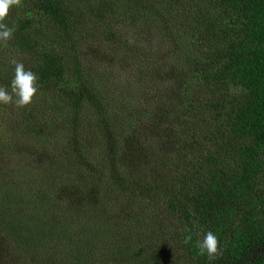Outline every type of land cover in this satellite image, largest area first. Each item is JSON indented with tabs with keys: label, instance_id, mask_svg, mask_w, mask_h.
<instances>
[{
	"label": "trees",
	"instance_id": "16d2710c",
	"mask_svg": "<svg viewBox=\"0 0 264 264\" xmlns=\"http://www.w3.org/2000/svg\"><path fill=\"white\" fill-rule=\"evenodd\" d=\"M5 23L0 86L16 60L39 87L0 104V264H264V0H20Z\"/></svg>",
	"mask_w": 264,
	"mask_h": 264
},
{
	"label": "clouds",
	"instance_id": "9594fccd",
	"mask_svg": "<svg viewBox=\"0 0 264 264\" xmlns=\"http://www.w3.org/2000/svg\"><path fill=\"white\" fill-rule=\"evenodd\" d=\"M20 0H0V42H7L13 37L14 26L5 23L10 8L18 5ZM14 64V77L11 80V91L6 87L0 86V104L8 105L14 103L17 107H24L31 103L33 96L38 91V77L31 71L26 70L23 63L16 60L11 61ZM191 240V236L186 237L185 242ZM219 240L217 235L208 231L203 239L197 241L196 246L199 249V255L207 254L209 259H214L218 254Z\"/></svg>",
	"mask_w": 264,
	"mask_h": 264
},
{
	"label": "rangeland",
	"instance_id": "374dc122",
	"mask_svg": "<svg viewBox=\"0 0 264 264\" xmlns=\"http://www.w3.org/2000/svg\"><path fill=\"white\" fill-rule=\"evenodd\" d=\"M119 66L114 69L115 79H108V89L111 95L112 101H116L113 98L119 94L122 93V91L119 88V80L128 81V84L132 82L130 75L132 74L133 77L136 79V76L134 75V71H132L131 64L125 63L123 61H120ZM115 80V81H114ZM114 81V82H112ZM112 82V83H111ZM150 88L147 89V91ZM123 97H127L125 93H123ZM151 121H144L142 124H139L136 128L133 130H129L126 134L128 138L136 137L135 141L133 142H126L129 148H134L139 153H143L142 151L145 149L144 146L149 144L148 141L152 137H158L161 135V131L155 132L151 129ZM125 141H127L125 139ZM138 153V154H139ZM14 249V248H13ZM6 249L1 251L2 256L5 258L7 255H9V252L13 254V250L9 249V252L5 251Z\"/></svg>",
	"mask_w": 264,
	"mask_h": 264
}]
</instances>
